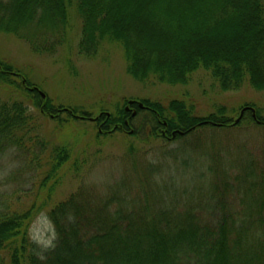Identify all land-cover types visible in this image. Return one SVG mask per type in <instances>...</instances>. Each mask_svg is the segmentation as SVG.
<instances>
[{
	"label": "trees",
	"instance_id": "16d2710c",
	"mask_svg": "<svg viewBox=\"0 0 264 264\" xmlns=\"http://www.w3.org/2000/svg\"><path fill=\"white\" fill-rule=\"evenodd\" d=\"M72 16L80 24L77 56L93 60L106 47H116L126 75L139 85L185 86L201 73L222 94L247 86L264 92V0H0V35L24 42L38 56L51 55L66 45ZM24 75L0 62V88L16 94L0 97V159L16 152L31 174H38L30 179L38 192L9 188L11 193L2 196L0 264H264V188L251 192L254 173L237 178L233 186L240 190L235 194H220L223 182L216 183L215 192L205 197L200 188L194 201L174 202L178 206L173 209L156 206L157 199L146 192L130 201L110 191L99 204L77 194L53 202L41 191L48 182L57 184L56 171L69 157L61 147L42 158L45 145L28 104L58 128L88 122L96 134L92 128L83 133L95 141L115 133L135 136L130 123L147 112L151 139L170 143L204 129L232 130L246 115L264 129L257 107L246 104L228 112L218 106L199 117L183 101L163 107L132 99L114 112L93 117L78 107L42 99ZM130 101L144 106L135 109L134 117L125 112ZM244 108L253 109L255 118L248 110L236 122ZM44 164H52L46 174L40 170ZM24 172L18 166L10 179ZM15 190L26 197L34 194L25 203ZM42 213L55 230L47 250L29 237L31 223Z\"/></svg>",
	"mask_w": 264,
	"mask_h": 264
},
{
	"label": "rangeland",
	"instance_id": "374dc122",
	"mask_svg": "<svg viewBox=\"0 0 264 264\" xmlns=\"http://www.w3.org/2000/svg\"><path fill=\"white\" fill-rule=\"evenodd\" d=\"M70 25L66 45L51 55L38 56L24 42L0 35V62L25 74L55 106L78 107L95 117L100 112H114L132 99L148 100L163 107L178 100L193 106L195 115L204 117L218 106H224L228 112H237L244 105L253 104L264 118V92L253 91L249 86L237 93L222 94L212 80L201 73L194 75L185 86L139 85L126 75L122 54L116 47H106L93 60L77 56L78 18L72 16ZM13 81L20 84L19 80ZM15 95L13 91L0 88L3 100L15 98ZM28 106L37 120L35 130L45 145L42 158L61 147L66 148L69 157L56 171L57 184L48 182L44 186L47 190L41 191L44 195L49 193L53 202L77 194L90 203L99 204L110 191L130 201L146 192L157 199L156 206L162 203L158 206L173 209L178 206L174 202L194 201L200 191L204 196L215 192L216 183L223 182L220 194L222 191L235 194L239 188L233 186L237 178L251 173H254L249 178L254 187L251 192L261 193L258 189L264 188V129L250 123L248 115L232 130L204 129L170 143L151 139V128L146 126L150 116L142 112L130 123L135 136L115 133L95 141L83 133L92 128V133L96 134L97 128L88 122L58 128L49 118L39 116V111L31 108L30 103ZM14 153H7L0 159V200L11 193L7 194L9 188L10 191L15 188L32 191L34 180L30 179L38 176L31 174V169ZM51 165L44 164L40 170L46 174ZM18 166L24 169V174L10 179ZM15 191L25 203L34 194L26 197L23 192ZM189 194L193 198L186 197ZM14 197L11 195V202ZM29 237L42 250L53 245L55 230L45 213L31 223Z\"/></svg>",
	"mask_w": 264,
	"mask_h": 264
},
{
	"label": "water",
	"instance_id": "95a60500",
	"mask_svg": "<svg viewBox=\"0 0 264 264\" xmlns=\"http://www.w3.org/2000/svg\"><path fill=\"white\" fill-rule=\"evenodd\" d=\"M39 94H40V96L42 97V99L45 98V96H44L43 93L39 92ZM133 104H135L134 101H130V102H128V105H129V106H131V105H133ZM136 104L138 105V108H139V109H143V108H144V106H143L141 103H136ZM248 110H250V111L252 112V116H253V118H255V113H254V110H253V109H251V108H244V109L241 111L240 116H239V118L236 120V122H238V121L241 119V117L243 116V113H244L245 111H248ZM135 114H136V112H133V113H132V117H134ZM93 120H94V119H90V121H93ZM173 136H174V134H173Z\"/></svg>",
	"mask_w": 264,
	"mask_h": 264
},
{
	"label": "flooded vegetation",
	"instance_id": "af4514ba",
	"mask_svg": "<svg viewBox=\"0 0 264 264\" xmlns=\"http://www.w3.org/2000/svg\"><path fill=\"white\" fill-rule=\"evenodd\" d=\"M138 109V105L133 104L132 106H129V108H125V112L129 115H131L133 112H135V109Z\"/></svg>",
	"mask_w": 264,
	"mask_h": 264
}]
</instances>
